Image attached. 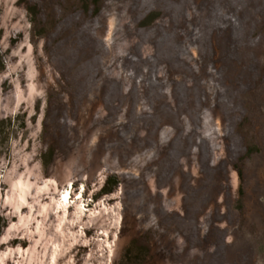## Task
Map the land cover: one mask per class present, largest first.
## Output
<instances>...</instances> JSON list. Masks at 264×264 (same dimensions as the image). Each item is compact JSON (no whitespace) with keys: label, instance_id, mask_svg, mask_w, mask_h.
Instances as JSON below:
<instances>
[{"label":"rangeland","instance_id":"obj_1","mask_svg":"<svg viewBox=\"0 0 264 264\" xmlns=\"http://www.w3.org/2000/svg\"><path fill=\"white\" fill-rule=\"evenodd\" d=\"M93 4L0 0V264L18 263L10 243L35 205L55 203L51 264H167L141 227L147 209L184 257L198 249L195 264H264V0H138L119 72ZM187 20L197 62L182 54ZM211 65L212 145L201 130ZM147 151L141 179L113 182Z\"/></svg>","mask_w":264,"mask_h":264},{"label":"trees","instance_id":"obj_2","mask_svg":"<svg viewBox=\"0 0 264 264\" xmlns=\"http://www.w3.org/2000/svg\"><path fill=\"white\" fill-rule=\"evenodd\" d=\"M136 1L138 0H94L93 20L100 28L105 43L111 52L109 65H112L118 72L121 60L129 48L128 37L133 24L132 9ZM181 33L183 57L189 62H197L199 60V26L196 22L187 20L184 22ZM205 79L210 99L208 108L201 117V130L212 145L220 138L216 134L222 131L218 127L216 119L212 116V105L216 103L219 92L214 66L211 65L208 68ZM150 152L139 154L128 163L121 164L120 169L115 170L113 173V182L118 184L128 180L138 181L141 179L144 174L142 170L145 167L144 160L153 156L150 155ZM81 168L80 162L77 163L75 172L70 179L72 188H74V190H71L72 196L76 195L79 183L85 180L84 174L80 171ZM134 168L140 169V171H135ZM5 204L7 207L9 206L8 203ZM34 208L36 222L30 228H26L24 231L20 230L10 243L17 245V264H51L55 249L61 242L63 214L58 210L56 203L50 208L45 207L44 204L35 205ZM24 209L27 211V208ZM80 225L76 224V229ZM141 227L167 264H195L198 249H191V253L184 257L181 252V244L170 237L168 230L160 225L157 216L151 209H147V220ZM209 228V220L206 218L201 225L203 235L206 234ZM5 262L14 264L10 258Z\"/></svg>","mask_w":264,"mask_h":264},{"label":"bare ground","instance_id":"obj_3","mask_svg":"<svg viewBox=\"0 0 264 264\" xmlns=\"http://www.w3.org/2000/svg\"><path fill=\"white\" fill-rule=\"evenodd\" d=\"M64 198L67 200L69 198V193L68 192H65L64 194Z\"/></svg>","mask_w":264,"mask_h":264}]
</instances>
